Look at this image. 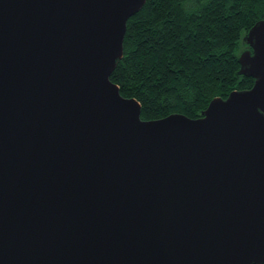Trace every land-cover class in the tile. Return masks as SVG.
Segmentation results:
<instances>
[{
	"label": "water",
	"instance_id": "95a60500",
	"mask_svg": "<svg viewBox=\"0 0 264 264\" xmlns=\"http://www.w3.org/2000/svg\"><path fill=\"white\" fill-rule=\"evenodd\" d=\"M146 0H0V264H264V21L252 89L141 119L111 81Z\"/></svg>",
	"mask_w": 264,
	"mask_h": 264
},
{
	"label": "trees",
	"instance_id": "16d2710c",
	"mask_svg": "<svg viewBox=\"0 0 264 264\" xmlns=\"http://www.w3.org/2000/svg\"><path fill=\"white\" fill-rule=\"evenodd\" d=\"M261 21L264 0H146L111 81L140 103L143 121L198 119L214 99L253 88L237 53Z\"/></svg>",
	"mask_w": 264,
	"mask_h": 264
},
{
	"label": "rangeland",
	"instance_id": "374dc122",
	"mask_svg": "<svg viewBox=\"0 0 264 264\" xmlns=\"http://www.w3.org/2000/svg\"><path fill=\"white\" fill-rule=\"evenodd\" d=\"M247 52L246 49L241 45L239 51H238V55L241 56L243 53Z\"/></svg>",
	"mask_w": 264,
	"mask_h": 264
}]
</instances>
